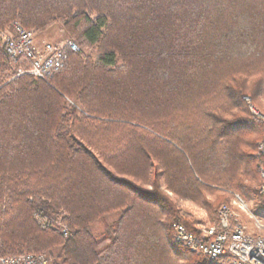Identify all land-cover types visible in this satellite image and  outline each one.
I'll return each mask as SVG.
<instances>
[{"label": "trees", "instance_id": "16d2710c", "mask_svg": "<svg viewBox=\"0 0 264 264\" xmlns=\"http://www.w3.org/2000/svg\"><path fill=\"white\" fill-rule=\"evenodd\" d=\"M16 21L59 24L79 50L52 80L10 79L0 41V255L211 264L174 225L200 233L181 199L210 223L233 192L264 205L245 100L264 116V0H0V32Z\"/></svg>", "mask_w": 264, "mask_h": 264}, {"label": "built area", "instance_id": "2783aa9c", "mask_svg": "<svg viewBox=\"0 0 264 264\" xmlns=\"http://www.w3.org/2000/svg\"><path fill=\"white\" fill-rule=\"evenodd\" d=\"M7 54L13 63L14 76L30 74L37 79L48 81L66 64L68 54L79 50L78 44L72 39L61 43H44L38 45L34 32L27 29L21 22H14L9 28L0 32ZM23 60L27 65H16ZM250 103V98L245 97ZM253 113L258 110L250 104ZM258 151L264 157V139L258 144ZM264 176V168L262 169ZM264 196V182L259 187ZM250 214V205L239 193H233L229 204H223L217 212L218 220L204 226L200 233L188 231L183 223L174 225L175 240L192 252L204 255L211 264H264V235L251 233L240 219V213ZM43 227L51 225L50 221L40 219ZM68 235L66 227L62 228ZM0 264H50L41 253L27 252L13 255H0Z\"/></svg>", "mask_w": 264, "mask_h": 264}, {"label": "rangeland", "instance_id": "374dc122", "mask_svg": "<svg viewBox=\"0 0 264 264\" xmlns=\"http://www.w3.org/2000/svg\"><path fill=\"white\" fill-rule=\"evenodd\" d=\"M32 31L34 32L36 43L40 46H42L46 42L58 44V43L63 42L66 39H70V37L65 32V30L59 24H55L52 27H50L49 29L42 31V32H36L34 30H32ZM86 54L92 55V56L95 55V53L91 50H87ZM11 78H12V76L10 77V79ZM49 80H52V79L50 78ZM249 104L254 106L251 103V98H250ZM258 112H259V116H261L264 120V116L260 113L259 110H258ZM233 193H235V192H233ZM248 203L250 205L251 212H250V214L241 212L240 213V219L247 226L248 230L251 233L264 235V205H263V207H261L260 209L257 210L254 208V205L252 202H248ZM180 205H181L184 213L192 214V216L200 223L199 227H198L199 230H201L204 226H208L210 224H213L207 220L208 219L207 218V211L204 208H202V207H200V206H198V205H196V204H194V203H192L186 199H181ZM43 212H44V210H43ZM117 215H118L117 213L110 215L107 219L108 222H111L112 220H114L117 217ZM60 217L61 216H58L54 220L53 218H55V217H52V216L48 217L47 216L44 219H46L47 221H50V219L53 220V221H50L52 226H59L60 228H64L65 224L62 222V218H60ZM41 254H44L47 257L49 263L51 264L52 259L50 257V254H46V253H41Z\"/></svg>", "mask_w": 264, "mask_h": 264}]
</instances>
